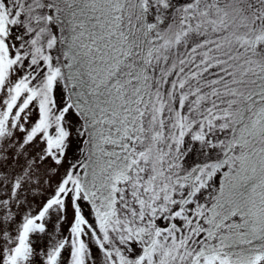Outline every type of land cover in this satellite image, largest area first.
<instances>
[{
	"label": "snow or ice",
	"instance_id": "snow-or-ice-1",
	"mask_svg": "<svg viewBox=\"0 0 264 264\" xmlns=\"http://www.w3.org/2000/svg\"><path fill=\"white\" fill-rule=\"evenodd\" d=\"M0 264H264V0H0Z\"/></svg>",
	"mask_w": 264,
	"mask_h": 264
}]
</instances>
